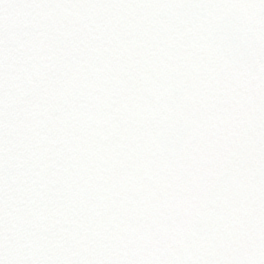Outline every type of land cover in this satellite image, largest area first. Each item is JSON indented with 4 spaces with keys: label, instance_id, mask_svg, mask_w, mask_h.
Returning a JSON list of instances; mask_svg holds the SVG:
<instances>
[{
    "label": "snow or ice",
    "instance_id": "snow-or-ice-1",
    "mask_svg": "<svg viewBox=\"0 0 264 264\" xmlns=\"http://www.w3.org/2000/svg\"><path fill=\"white\" fill-rule=\"evenodd\" d=\"M0 264H264V0H0Z\"/></svg>",
    "mask_w": 264,
    "mask_h": 264
}]
</instances>
